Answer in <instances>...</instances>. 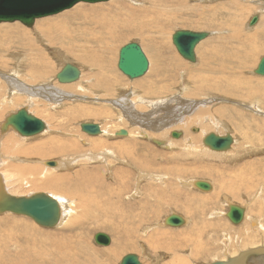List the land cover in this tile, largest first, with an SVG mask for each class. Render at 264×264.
<instances>
[{"label": "rangeland", "instance_id": "rangeland-1", "mask_svg": "<svg viewBox=\"0 0 264 264\" xmlns=\"http://www.w3.org/2000/svg\"><path fill=\"white\" fill-rule=\"evenodd\" d=\"M119 1L120 0H110L107 2H98V3L80 2L76 4L75 6H73L72 8L66 9L57 14L38 18V20L35 21L34 25L36 26L40 22L42 24L43 23L42 19L44 18H46V20L52 19V18L56 19L60 17L61 15L74 10L78 6L84 7L86 9L84 12H82L83 14L79 13L77 14L78 16L74 15V16L68 17V20H64L63 22L67 23L68 26L65 25V27L66 29L70 30V33L77 35L76 39L74 38L72 39V44L85 43V40L82 35L83 33L89 36H91V34L93 35L94 33H97V35L101 34L99 31L94 30L96 29L97 24L95 22L96 20L92 19V18H100L101 16L92 14L93 11L89 9L93 8L94 6L109 8L111 5H113L114 3L117 4ZM135 1H138V0H135ZM140 1L142 0H139V3L131 1V0H125L124 2L130 3L131 7L134 9L137 7L140 8V6L142 7L141 9L145 8L143 7L145 3H142ZM169 3L170 4L168 5L167 10L169 11L170 14L167 16V19L164 20L163 22L166 28L164 32L155 31V33H153L154 36H151V40L149 41H147L146 38H143L138 34H132V35L126 34L122 38L117 39L116 41L113 42V58L111 59V61H109V69L113 72V73L112 72L109 73V75L110 74L114 75V77L112 78L114 81V86L112 89L111 88L107 89L106 85L98 84V82L105 76V74L108 73L107 71H104L105 69H103L101 63L96 62V64L94 65V62L92 63L90 62V60H86V59H83V60L76 59L75 60V58H73L72 55L70 56L69 54H67L68 52L64 51L65 49H63L61 46L58 47V49H55L56 48L55 46H48L49 47L48 48L47 42L46 44H44V49L46 48L48 49V51L45 52L44 56H47L48 54L47 58L54 65V70L52 72L53 74L49 76L47 80L42 81V82L39 81L37 83L32 84V86L36 87V84L38 83L42 84L43 82L47 83L48 81L50 84H53V85H55L56 83V87L59 86L61 90L63 88L66 92L67 91L69 92V95H68L70 96L69 98H76V99L82 100L83 101V102L81 101L82 105L92 104V105L99 106V108H107L109 100L111 102L117 100L116 102L121 103V104H118L117 106L113 104L116 106V108L113 109V113L115 112L114 118L105 117V116H102L99 118L80 116L74 119H73L74 114H72L73 112L72 110L73 108L76 107L75 105L80 104V102H77V101H70V100L66 101L65 100L64 102L65 105L63 104V106H61L62 105L61 104L60 105L61 107L59 106L58 109L51 108L53 106L50 105L48 102H45L44 100H42L44 105L43 104L40 105L38 103L39 102L38 99L33 100V101L22 102L21 104H19L21 106L24 105L25 107L30 108V111H32L33 114H35L37 117L45 119L48 123L50 122L51 125H49V130L52 129V131L48 132L49 130L46 129L45 131L39 133L41 136L38 134V135L26 137L29 140L24 139V137L20 136V134H18L17 132H15L16 134L9 132L8 137L12 136L13 141L18 143L17 148L19 149H15V151L23 149L26 146H28L26 148H30V145L37 143V141L38 142H40V140L43 141L45 137L49 135H56V134L61 140H64L65 142L66 141L70 142V139H77L80 143L75 142V144L71 146V150H68L66 152H59L61 153L60 155L57 154L53 157L51 156L43 157V156H40L34 153L25 154V153H10L9 151L8 152L3 151L4 153H0V172L4 174L6 173L5 174V176L7 177L6 185L10 187L9 189L17 188L18 191L16 189H14L15 191L13 190L14 191L13 193H17V195L18 194L19 195L20 194L31 195L30 193L32 192L34 193L36 191L37 192H41V191L55 192L59 195H62V197L64 195L65 196L67 195L68 197L70 196L71 198L70 197L69 198L71 200H76L75 202L76 204L73 205L74 210H72V214H71L73 216L70 215L69 218L67 217L68 219H71L73 223V225L69 227L66 226L68 224L67 223L68 219L63 221L59 226L50 229V228H44V227L42 228L41 225L35 223V221L28 216L16 215L13 213L0 214V253H1L0 256H3L7 260L6 264H54L57 261H59V264H65V263L66 264H69V263L70 264H94L98 260H101L104 264H119L122 257L128 253L138 254L143 264H149V263L150 264L152 263L153 264H172V263L179 264V262L180 264L181 263L182 264H190V263L191 264H205L207 262L214 261V259L217 257H220V258L223 257V251L229 252L231 250L230 252L236 253L240 250L241 247H242L241 249H244V248L249 249V248L258 247L259 244L260 245L264 244V228L262 229L263 231L260 229L261 231L259 232L261 233H257L255 229L253 228L254 224L252 223V220H250L246 226L244 225L236 229V227L230 226V224L227 222V215L225 214V212L229 208L228 203L230 202L235 201L236 204L238 205H252V207H254L253 211L249 210L248 213H252L253 216H255L256 211H258L255 208L256 206L258 209L261 208L263 210L261 214H256V215L259 216V218L263 222L262 224H264V205H263L264 185L257 181H254L253 184H250L249 189L239 188L240 186L236 184L238 181L236 182L235 180L237 176L239 179V174L244 171L242 170L243 166H245L244 169H246L249 167L251 162L255 164L252 165L251 168L249 167V169H247L248 171L245 172L247 173V175H249L248 173L249 171L256 172L255 171L256 166H260V165L264 166V130L263 129H262L263 131L260 130L261 128H259L260 126L258 125V124L264 125V121H262L264 120L263 115L262 114L257 115V113L260 111L259 108H257L258 109L257 111L253 112L251 110H246L245 107L240 108L239 106H236L231 103L220 104V102L225 103L227 102V100H222V101L214 100L215 97L236 99L234 98L235 96H233L235 95L234 92L232 93L231 90L226 87L227 86L226 79L228 80L235 79L236 75H232L229 72L230 70L226 72H221L222 69H220L221 71L217 70L220 67L217 65V62L220 57L223 59V63L219 61L218 64L227 66V69H230L229 67H231V70L236 68L237 72H243L242 75H244L245 79H249L251 77L255 81L252 83V87H251L252 90H255L256 87H259L260 85V82L256 81L257 79L258 80L259 78L260 80L264 79V75L260 76V75H257V74L255 75L252 73L253 69L257 67L256 64L259 61L260 56L264 55V16H263L264 15V0H172ZM125 8L129 9V6L125 5ZM103 10H106V9H103ZM255 13H259L262 20L259 17L257 21L258 24L256 23L253 26H251L250 22L248 21H250V18ZM111 17L112 15H109V20L112 21ZM247 23H249V27H252V28H249ZM2 24L18 26L16 27V30L13 27H11L10 29H6V36L8 37L7 42L3 41V43L0 44V56H4L6 53H7V56H9L10 54H15V50H16L15 46L17 44L19 45V42L14 39V36L16 34H20L21 32H23V29L25 30V29H29L32 27H28L27 25L23 24L20 21L6 22ZM113 25L115 24L113 23ZM108 29H110V27ZM178 29H191V30H196V31L212 32L211 35L207 39L203 40L197 46L199 47L197 48V52L200 58L199 63H197L198 61H196V63L189 62L188 60L183 58L180 55V53L177 51L172 41V34ZM123 31L130 33L131 30H129L127 27L124 29L117 27L114 30V35H118L120 32H123ZM235 33H237V35L239 34V36L240 34L243 35V38L245 40L242 39L241 41L240 38L242 37H234ZM250 33L256 34L255 37L253 36L254 37L253 39L255 40L252 41L251 45L248 42V36L251 35ZM54 38L58 40L59 37L58 35H55ZM0 40H2L1 34H0ZM128 41L138 42L144 49L149 59V63L151 62L149 70L147 72L148 74H145L143 77L134 79V80L127 77L118 68V66H116L118 64L119 50L122 46L129 43ZM62 43L64 44L65 41L63 42L62 39L60 38L58 41V44L60 45ZM67 43L68 41L66 42V44ZM149 44L152 46L151 48ZM64 47H67V46H64ZM70 48L76 51V48L71 47V45H70ZM17 49H18L17 52L23 51L22 48H17ZM215 50L216 51L218 50L219 54L216 55V59L211 61L212 63L210 62L211 63L210 65H213V68H214V74H212L208 72V71H211L210 68H207L210 66L205 63L204 65L200 61H203L206 55L213 54ZM110 55L112 56V53L110 54L109 52V56ZM25 56H26V53H23L21 56L22 57L21 60H23L25 64H21L22 67L20 68L21 69L23 68V70L21 71L22 75H20V77L30 83L31 78H28V75H31V73L28 70V67H27L28 64L24 60ZM51 56L53 57L51 58ZM240 60L248 63L247 68H241V70H239L236 67L237 65H240L239 63ZM66 61L74 62L75 64L79 65L83 72L82 79L78 83L74 85H70V86L65 85L62 82L57 83L55 80V76H54V73L59 68H61L62 65ZM176 63L179 65H177ZM198 64H200L199 65L200 67L198 66ZM13 65L15 66V64L13 63H9L7 65L3 63L0 64V71H1L0 72V82L2 84L0 88L8 87L7 82L4 81L2 77L4 76L2 75V71L3 73H6V72L8 73V71L12 73L13 68H14ZM105 66H108L107 63H105ZM4 70H8V71L4 72ZM102 71L104 72L102 73ZM207 74H212V75L220 74L222 76L220 77V79L216 77H212V80L210 79L208 81L209 84L207 83V86H206L204 82L208 78ZM186 81H187V84H185ZM200 83H203L204 85L202 84L201 90H197L198 89L197 86L201 85ZM223 84H224L225 91H220V86ZM195 86L197 87V89ZM134 89H136L137 92L138 90H140V92L137 93L136 90L134 91ZM239 89L240 91H242L241 87H239ZM6 95L5 94L0 95V107L5 105L2 107L3 110L2 108H0V122L7 115V113H9L10 111H14L15 109H18L19 107H21L19 105L18 106L12 105L10 102L11 98L14 99L16 98V96L26 97V95L20 92L12 94V95L11 94L9 95L7 93ZM176 97L185 98L186 100L184 101L186 102V104H187V100L195 103L192 105L191 113L190 114L186 113L185 115V120H190V122L192 123L190 126L188 124L189 123L188 121H185V122L183 121V126H178V127H173L174 124L172 125V123H168L167 126H163V127L159 123L157 124L155 123L153 126L151 127L146 126L145 128L141 126L139 123L135 125L132 124V122L130 123L128 121L129 120L128 115L124 114V110H126V112L129 111L128 108L124 109V107H126V105L128 104L132 105L130 109H133V107L135 108L134 105H136L138 107L137 110L139 112L141 111V112H144V114H146L148 112H151L154 108L156 109L160 107L161 106L160 100L165 99V103H168L170 100L172 101L173 99L175 100ZM26 98H29V97L27 96ZM97 98H99V100ZM4 99H6V101ZM257 99L263 103V100H261L260 98H257ZM3 101L4 103L2 105ZM92 101L94 103H91ZM153 101L154 102L156 101L157 103L156 102L154 103ZM32 102H35L34 103L35 105L33 104L31 105ZM86 102H90V103H86ZM180 106L181 105H176V104L173 105V107H177V108H179ZM139 107H142V108H139ZM227 108H228V111L224 112ZM232 108H235L238 111H240V113H238L239 115H241L242 113L246 114L247 118L250 115H254L253 120L248 118L251 120V125L247 126L245 124H241L240 128L238 129L234 128L236 131H233V130L231 131L223 127L220 128V126H217L216 124H206V126H210L212 128L205 130L206 128H204L202 124L197 121L199 118L205 120L206 117L208 116L215 117L216 116L215 114L220 116V119H223L224 117L233 115V112L231 111ZM201 109L205 110L204 111L205 113L198 115L197 112ZM120 112H122L124 115L121 114ZM118 115H121V117L119 118ZM195 117L197 120L191 121V119ZM90 119L93 122L95 121V123L102 124L103 128H108V129L110 128V134H113V137L105 136L107 135V133L104 135H102L101 133L99 135L94 136V135H90L86 133L85 131H83L80 123L84 121H89ZM157 120L158 118L155 121L158 122ZM171 121L174 123L173 120H170V122ZM130 126L131 127L133 126L131 134L125 135V136L116 134L121 129H126L128 130V133H129V130L131 129ZM170 126L173 127L174 129L173 131H182L183 133L185 132L186 135L184 133V135L182 134L181 137H175V138L172 137L171 133L169 132ZM140 127H143V128H140ZM211 132L221 134V135H224L225 133H231L234 136V138H236L237 140L239 138L240 140H238L236 143V139H235L233 146L227 149L226 151H223V152L215 151V150L210 149L209 146L203 143V138L205 137V135ZM132 133H134V135ZM195 135H198V136H195ZM89 136L99 137V138H102L101 140H106L108 146L102 145L96 148L94 146L95 143H93V139L88 138ZM191 137L192 138L197 137V141H195L194 138H193L194 141H192ZM241 137L244 139L243 143L241 141ZM121 138H124V139H121ZM154 139L160 140V142L164 140L170 145L172 142H176L182 145H175L173 148L169 150L166 146L156 143ZM189 139H191V142L196 145V146L194 145L195 146L194 148H196L198 152L196 151V149L195 150L192 149V150H188L191 153L189 152L184 153L185 151L184 148L186 146L183 143L185 141L187 142V140ZM179 140H182L181 143ZM122 141L125 142L124 150H126L127 153H133L132 155L127 156L125 154H121V152L118 149L117 144H119ZM112 142H114L115 145L110 146V144H113ZM91 147L93 148V150ZM110 147L112 148V151H110ZM99 148L100 149L102 148L100 151L103 152L106 158H108L111 165L106 164L104 161H101V160L98 161V163L89 162L85 159L79 160L82 156H85L88 153H91V152L96 153L95 151L97 150L95 149H99ZM204 148L206 150H204ZM174 150H175V153H174ZM193 151L197 153H204V154L213 153L215 156H219L217 154H220V153H227V154L232 153V151L237 154L245 153V155L242 156L241 158L237 157L232 160L230 158H226L224 161V160H221L220 156L218 157L219 159H216L217 157L215 156L208 157L207 159L203 157V155H194L192 153ZM30 152H32V149H30ZM83 153H86V154H83ZM234 153L232 154L234 155ZM75 155L77 156L75 157ZM8 156H14V157L17 156V158L19 157L18 159L20 160L11 159ZM46 158H49V159L62 158L61 160H67L66 163L69 166H71L69 162L72 159L74 161H77L76 162L77 166H75L74 168H70V170L64 169L63 171H60L58 173L62 175H67L66 177L68 179L67 178L59 179L53 176H50L49 178V176L44 173V170L46 169L47 165L42 161L43 159L46 160ZM145 158L149 162H147V164L145 163L146 165L144 166L142 162ZM131 160H137L138 163L141 166H143L144 170L138 169L137 168L138 166L134 165ZM124 161H129V164L123 163ZM176 162H178V164ZM9 164L12 167H9ZM222 164L224 166H222ZM226 164H229V165L227 166ZM14 165H18L20 167L25 166L26 169H29V168L30 169L29 170L25 169L23 170V172H20V171L17 172L13 169ZM176 165L178 168L175 167ZM97 166H100V169H101L100 171L102 173L101 174L99 173V175H97L96 173L90 174L89 172V175H92L94 178L100 176L105 183L110 184V188H107V185L105 183L102 184L104 187L100 186L99 184L97 186H94L92 184V186H89V187L80 186L77 183L78 182L77 178H78V175L80 174L79 170L80 169L95 170ZM110 166L112 168H110ZM124 166H126L125 169L128 168L129 173H130V178L132 179L129 181V184H130L129 189L124 188V186H122L121 184L122 180L124 181L125 180L124 178H127L125 176L127 170L124 169ZM165 167L171 168V170L174 169L173 170L174 172L178 170L177 173L182 172L181 174L182 176L179 177V174H177L176 176L177 178L183 177L187 179L188 177L189 180H193L195 179V177L198 178V176L199 178L211 177L209 179L213 180L215 184L214 189H213L214 191L213 190L212 192L202 191L200 189H194L193 187H187V186L182 187L179 185L178 188H173V191L175 190L179 191L180 195L179 196L177 195L178 198L181 199L182 197L185 200H190V201L187 202V204L185 205L180 204V206L179 205L176 206L175 203L173 202V200L175 199V196H171V200L169 197L166 198V196H164V199H163V193H161L158 196L162 198V200L159 201L158 196L156 194H155L156 196L150 195L148 193L149 191L147 190L148 188L144 187L143 188L144 193H142V195H140V197L137 199L136 205L133 204L134 205L133 208H137L135 213L139 212L140 207H141L139 205L144 200V196L146 197L147 200L151 202V204H154V203L157 204V205L154 204L156 205L155 207H157V211L154 215V213L150 209L148 212H147V209H145L146 211L145 212L144 207L142 206V209L140 212L141 216L140 215L136 216V218L134 219L133 216L129 214V212H132L129 207V204L134 202L133 199L129 198V194L130 195L131 193L133 194V192L136 189L135 182H136V177L138 175V172H145L146 174H150V175L155 173L154 175H158L157 173L162 172L161 168L164 171ZM211 173H212V176L209 175ZM43 176H45V178ZM259 176L262 180L264 179V177L261 176L260 173H259ZM247 178L248 177H245V179ZM40 181H41V184H43V181H50L51 184L50 186H47V187H41L40 186L41 184H37ZM153 181H149L148 184L152 186L151 189L155 187V189L158 190L157 191L158 193L160 189V185H158L157 182H155L154 184ZM166 186L167 184L163 185L162 188H165L164 190L166 194H168L167 191L170 192V189L167 190ZM219 191H220V194H217L219 193ZM208 193H210V195H207ZM191 194H192V197L190 196ZM194 194L202 195L206 198L215 196L217 194V197L214 203L207 202L206 204H202V202H200L199 200L197 201L195 200L194 202V200L189 199V198H193ZM81 199H83L85 202L82 203L83 200ZM90 199L92 201H90ZM110 203H111V206H110ZM154 205L153 206L146 205V206L154 207ZM210 205L212 206L214 205V208L218 209L219 211L217 215H214V217L211 216L213 207ZM138 207H139V210H138ZM220 209L222 211L221 213L222 215H219ZM173 212L174 213L177 212L183 215H188L192 219V221L188 224V226H185V228H182L179 230L174 229V227L173 229L166 228L163 220L166 215H168L169 213H173ZM122 213H124L125 216H122V217L117 216ZM89 216H92V217L89 218ZM152 217H154L155 219H153ZM210 221L211 222L215 221V223L217 222V226L219 222L218 228L224 229L225 232L227 231V233L220 232L221 234L219 235V232H218L219 230L217 228L216 229L218 231H214L216 229L214 230L210 229L204 232L201 231L200 228H202V226L205 225V223H209ZM223 221L228 225L227 228H225ZM14 223H18V224H14ZM242 223L243 222H241L240 224ZM19 224L20 226H25V224H28L29 230H27V232L30 235L26 236V238L22 237V234L20 235L18 233L20 228H16V225H19ZM107 225H109L110 228ZM177 228H180V227H177ZM207 228L209 227H206L204 230H206ZM246 228L247 230H245ZM113 230L114 231L126 230L124 232L128 231L129 236H133L135 245L137 246L138 249L137 248L126 249V250H120L118 254L113 253V256H114L112 258L113 260H110V262L108 261L106 263L104 259L102 258L104 257L102 254H96V253L94 254V252L96 251V249H105L112 244L114 240V235H113V232L111 231ZM100 231L106 232L112 237L110 244L101 245L95 241L94 235L95 233H98ZM253 232L255 233V237L252 236L254 235ZM247 234L248 235L251 234L252 240L250 239V236H248ZM42 235L44 236L50 235V237L48 239H45L47 236L42 238L40 237ZM83 237H85L87 245H88V247L86 248H83L82 243H80V239H82ZM231 237L233 238L231 239ZM29 239L30 240L32 239V243L28 241ZM130 239L132 240L131 237ZM180 243L182 244V248L180 247ZM206 243L208 245H205ZM20 246H23L24 248H28V249L32 248V251L34 252L33 254L30 255V258H31V259L29 258L30 260L22 262L23 259L26 260V256H25V253H21L23 249H21L22 247L19 248ZM195 246H200V248H198L199 251H196L197 253L200 252L199 254H197L194 251ZM142 247L144 248V251L142 250ZM26 251L28 250H25L24 252ZM35 252H38V253L35 254ZM90 252L93 256L94 255L96 256L93 262H91V259L89 256ZM180 258L182 260H180ZM173 260L175 261L173 262ZM177 260H178V263H177ZM184 260L187 262H184ZM0 264H5V263H0Z\"/></svg>", "mask_w": 264, "mask_h": 264}, {"label": "bare ground", "instance_id": "bare-ground-1", "mask_svg": "<svg viewBox=\"0 0 264 264\" xmlns=\"http://www.w3.org/2000/svg\"><path fill=\"white\" fill-rule=\"evenodd\" d=\"M125 0H120L117 4L116 3H114L113 5H111L109 8H103V7H100V6H97V7H93V8H90L89 10H91V11H93L92 12V14H95V15H100L101 17L100 18H92V19H95L96 21V24H97V27H96V29H94L95 31H99L101 34H99V35H97V33H94L93 35L91 34V36H89V35H86L85 33H83L82 35H83V38H84V40H85V43H74V44H72V39L74 38V39H76L77 38V35L76 34H72V33H70V30L69 29H66V27H65V25L66 26H68L67 25V23L66 22H63L64 20H68V17H71V16H74V15H77V14H79V13H82V12H84L85 11V9L86 8H84V7H81V6H78L77 8H75L74 10H72V11H70V12H67L66 14H63V15H61L60 17H58V18H52V19H47L46 20V18H44V19H42V21H43V23L41 24V22L38 24V25H32V26H28V27H32V28H29V29H23V32H21L20 34H16L15 36H14V39L15 40H17L18 42H19V45L17 44L16 46H15V48H16V50H15V54H10L9 56H7V53L4 55V56H0V64H5V65H7V64H9V63H13V64H15V66H14V68H13V72L11 73V72H9L8 70H4V72H6V71H8V73L6 72V73H3V71H2V75H4V76H2L3 77V79H4V81H6L7 82V86L8 87H2V88H0V95H2V94H15V93H18V92H20V93H23L24 95H26V97L28 96L29 98H26V97H22V96H16V98H14V99H12L11 98V100H10V102H11V104L12 105H14V106H18L19 104H21L22 102H27V101H33V100H36V99H38V103L41 105V104H43V101L42 100H44L45 102H48L50 105H52L53 107H51V108H54V109H58V107L61 105V106H63V104L65 105V100L67 101V100H70V101H77V102H80V104H77V105H75L76 107L75 108H73V112H72V114H74V116H73V119L74 118H76V117H80V116H82V117H94V118H99V117H102V116H105V117H110V118H114V114H115V112L113 113V109H115L116 108V106L118 105V104H121V103H117L116 101L117 100H115V101H110L109 100V102H108V107L107 108H99V106H97V105H92V104H89V105H82L81 104V101L82 100H80V99H76V98H69L70 96H68L69 95V92L67 93L63 88H62V90L60 89V87H59V89H58V87H56V83H55V85H53V84H50L49 83V81L47 82V83H38V84H36V87L35 86H32V84H34V83H37V82H39V81H45V80H47L48 79V77L49 76H51L53 73V70H54V65H53V63H51L50 61H49V59L47 58V56H48V54H47V56H44V54H45V52H47L48 51V49L46 48V49H44V44H46V42L48 43L47 44V47L48 46H55L56 48L55 49H58V47H62L63 49H65L64 51H66V52H68L67 54H69L70 56L72 55V57L73 58H75V60L76 59H79V60H83V59H86V60H90V62H94V65L96 64V62H99V63H101V65H102V67H103V69H105L104 71H107L108 73H106L105 74V76L98 82V84H100V85H106V88L108 89V88H113V86H114V81H113V77H114V75H112V74H110L109 75V73H111L112 71L109 69V61H111V59L113 58V42L114 41H116L117 39H120V38H122L123 36H125L126 34H130V35H132V34H138V35H140L141 37H143V38H146L147 39V41H149V40H151V36H154L153 35V33H155V31H159V32H164V30H166V28H165V24L163 23L164 22V20H166L167 19V16L170 14L169 13V11L167 10V8H168V5L170 4L169 2L170 1H172V0H142V1H140V2H142V3H145V5H143V7H145V8H143V9H141L142 7L140 6V8L139 7H137V8H132L131 7V4L130 3H127V2H124ZM131 1H134V2H137V3H139V0L138 1H135V0H131ZM179 2V1H178ZM172 4V3H171ZM125 5H127V6H129V9H126L125 8ZM83 6V5H82ZM136 6V5H135ZM134 7V6H133ZM221 8V7H220ZM103 9H106V10H103ZM83 14V13H82ZM109 15H112V21L111 20H109ZM254 15H258V17H260V14L259 13H255V14H253L252 15V17L254 16ZM78 16V15H77ZM250 16V15H249ZM264 16V15H263ZM42 17H44V16H42ZM81 17V16H80ZM252 17L250 18V21H251V19H252ZM39 18H41V17H39ZM77 18V17H76ZM85 18V17H84ZM249 18V17H248ZM261 18V17H260ZM83 19V18H82ZM36 20H38V18L36 19ZM261 20H262V18H261ZM247 21V20H246ZM250 21H248V22H250ZM14 22H16V21H14ZM68 22V21H67ZM87 22V21H86ZM115 24V25H113V23ZM2 23H6V22H1L0 24V34L2 35V40H0V44H2L3 43V41H5V42H7V36H6V29H10L11 27H13L15 30H16V27H18V26H14V25H8V24H2ZM83 23V22H82ZM248 24V27H249V23H247ZM258 24V23H257ZM81 25V24H80ZM95 25V24H94ZM251 26H253V25H251ZM34 27V28H33ZM110 27V29H108ZM117 27H120L121 29H124V28H128L129 30H131L130 31V33H127V32H125V31H123V32H120L118 35H114V30L117 28ZM249 28H252V27H249ZM256 28H257V26H256ZM88 29V28H87ZM108 29V30H107ZM255 29V28H254ZM86 31V30H85ZM254 31V30H253ZM252 31V32H253ZM73 32V31H72ZM87 32H89V31H87ZM256 32V31H255ZM93 33V32H92ZM212 33V32H211ZM251 35L250 36H248V42H249V44L251 45L252 44V41H254L255 39H253L254 37H255V35L256 34H252V33H250ZM55 35H58V40H56L54 37H55ZM61 36V37H60ZM161 36V35H160ZM254 36V37H253ZM234 37H242V38H240V40L242 41V39L243 40H245L244 38H243V35H241L240 34V36H239V34L237 35V33H235L234 34ZM62 39V41L64 42L65 41V43L63 44H58V41H59V39ZM207 39V38H206ZM205 40V39H204ZM240 40H238V41H240ZM68 41V43L66 44V42ZM203 41V40H202ZM201 41V42H202ZM129 42V41H128ZM132 42V41H131ZM200 42V43H201ZM199 43V44H200ZM174 44V43H173ZM70 45H71V47H73V48H76V51L74 50V49H72V48H70ZM150 45V44H149ZM228 45V44H227ZM5 46H6V44H5ZM64 46H67V47H64ZM198 46V45H197ZM196 46V48H195V52H196V56H197V59H196V61H198L197 63H199V60H200V58H199V55H198V52H197V48H199V47H197ZM221 46V45H220ZM152 46L150 45V48H151ZM243 47V46H242ZM241 47V48H242ZM17 48H22L23 49V51H20V52H17ZM49 48V47H48ZM177 49V48H176ZM218 49V48H217ZM45 50V51H44ZM61 50V49H60ZM144 50V49H143ZM118 51V50H117ZM120 51V50H119ZM178 51V50H177ZM109 52H110V54L112 53V56L110 55L109 56ZM23 53H26V56H25V58H24V60L26 61V63L28 64L27 65V67H28V70H29V72L31 73V75H28V78H31L30 79V83L29 82H27L26 80H24L23 78H21L20 77V75H22V73H21V71L23 70V68L21 69L20 67H22L21 66V64H25V62L23 61V60H21V56H22V54ZM153 53V52H152ZM219 53H218V50L216 51L215 50V52L213 53V54H209V55H206L204 58V60L203 61H200L202 64H207V65H209L210 67H207V68H210L211 69V71H208L209 73H212V74H214V68H213V65H210L212 62L211 61H213L214 59H216V55H218ZM181 55V54H180ZM16 56V57H15ZM56 56V55H55ZM182 56V55H181ZM264 56V55H263ZM263 56H260V59L263 57ZM53 56H51V58H52ZM108 57H110V58H108ZM115 57V56H114ZM183 57V56H182ZM213 57V58H212ZM184 58V57H183ZM257 58H258V56H257ZM59 59V58H58ZM231 59V58H230ZM229 59V60H230ZM260 59H259V61L257 62V64L256 65H258V63L260 62ZM100 60H101V62H100ZM149 60V59H148ZM187 60V59H186ZM17 61V62H16ZM189 61V60H188ZM196 61H194V62H191V61H189V62H191V63H196ZM222 62L223 63V59L220 57L219 58V60H218V62ZM69 61H66L63 65H62V67L61 68H59L55 73H54V76H55V80H56V82L58 83H61L60 81H59V79H58V77H57V74L62 70V68L65 66V64L66 63H68ZM211 62V63H210ZM218 62H217V65L218 66H220L217 70H219V71H221L220 69H222V71L221 72H226V71H229L232 75H236V78L235 79H226V81H227V88H229L230 90H231V92L233 93L234 92V94L235 95H233V96H235L234 98H236V99H233V98H220V97H215V99L214 100H216V101H218V100H220V101H222V100H227V102H225V103H222V102H220V104H228V103H231V104H234V105H236V106H239L240 108H242V107H245V109L246 110H251V111H253V112H255V111H257L258 109L257 108H259L260 109V111L257 113V115L258 114H262L263 115V118H264V79L263 78H261V79H263V80H260V78H259V80L257 79V78H255V79H257L256 81L257 82H260V85H259V87H256V89L255 90H252V83L253 82H255L251 77L249 78V79H245L244 78V75H242V73L243 72H237L236 71V68L235 69H232L231 70V67H229L230 69H227V66H224V65H221V64H218ZM72 63H74V62H72ZM91 63V64H92ZM105 63H107V65L108 66H105ZM151 63V62H150ZM150 63H149V67H150ZM240 65H237L236 67L239 69V70H241V68H247V66H248V63H246V62H244V61H242V60H240ZM75 64V63H74ZM79 64V63H78ZM177 64V63H176ZM204 64V65H205ZM77 65V64H76ZM177 65H179V64H177ZM181 65V64H180ZM200 64H198V66H199ZM79 66V65H78ZM116 66H118V65H116ZM151 66H153V65H151ZM250 66V65H249ZM178 67V66H177ZM200 67V66H199ZM206 67V66H205ZM79 68H81L80 66H79ZM178 69V68H177ZM256 69V68H255ZM255 69H253V71H252V73L253 74H255L256 75V73H255ZM82 70V69H81ZM102 70V69H101ZM149 70V69H148ZM150 70H151V68H150ZM175 70H176V68H175ZM104 71H102V73L104 72ZM245 71V70H244ZM1 72V71H0ZM25 72V71H24ZM148 72V71H147ZM228 72V73H229ZM113 73V72H112ZM181 73V72H180ZM26 74V73H25ZM146 74H148V73H146ZM212 74H207L208 75V78L205 80V82H204V84H206V86H207V83H208V81L211 79L212 80V77H216V78H218V79H220V77L222 76V75H220V74H216V75H212ZM82 75H83V72L81 71V75H80V78L79 79H77L76 81H72V82H67V83H64L65 85H74V84H76V83H78L81 79H82ZM255 75H253V76H255ZM258 75V74H257ZM159 76V75H158ZM190 76H192V75H190ZM260 76H263V75H260ZM21 79H20V78ZM23 77V76H22ZM143 77V76H142ZM243 77V78H242ZM141 78V77H140ZM194 78V77H193ZM135 79H138V78H135ZM28 80V79H27ZM52 80V79H51ZM54 80V79H53ZM120 80V79H119ZM132 80H134V79H132ZM202 80V79H201ZM104 81H106V82H104ZM220 81V80H219ZM252 81V82H251ZM203 82V81H202ZM52 83V82H51ZM190 83V82H189ZM192 83V82H191ZM95 84H97V83H95ZM184 84V83H183ZM185 84H187V81H186V83ZM201 85L199 86H197L198 87V89H197V87H196V89L197 90H201L202 88V84L203 83H200ZM203 84V85H204ZM209 84V83H208ZM2 86V84H1V82H0V87ZM81 86H82V84H81ZM84 86V85H83ZM205 86V87H206ZM210 86H212V85H210ZM80 87V86H79ZM116 87V86H115ZM128 87V86H127ZM209 87V86H208ZM219 87V86H218ZM239 87H241V90L242 91H244V92H242V91H240V89H239ZM139 88H141V87H139ZM138 88V89H139ZM210 88V87H209ZM70 89H72V88H70ZM84 89H86V88H84ZM213 89V88H212ZM136 89H134V91H135ZM84 91V90H83ZM217 91V90H216ZM220 91H225V89H224V84L223 85H221L220 86ZM125 92H126V90H125ZM128 92V91H127ZM136 92H137V90H136ZM138 92H140V90H138ZM137 92V93H138ZM145 92V91H144ZM74 93V92H73ZM86 93V92H85ZM142 93V92H141ZM221 93V92H220ZM76 94V93H75ZM135 94V93H134ZM79 95H81V94H79ZM83 95V94H82ZM90 95V94H89ZM136 95V94H135ZM77 96V95H76ZM97 96V95H96ZM115 96V95H114ZM120 96V95H119ZM6 97H7V95H6ZM91 97V96H90ZM93 97V96H92ZM95 97V96H94ZM106 97V96H105ZM116 97V96H115ZM9 98V97H8ZM78 98H80V97H78ZM101 98V97H100ZM103 98V97H102ZM146 98V97H145ZM238 98V99H237ZM256 98V99H255ZM257 98H260L261 100H263V103L260 101V100H258ZM90 99V98H89ZM98 100H99V98H97ZM114 99V98H113ZM5 101H6V99H4ZM106 100V99H105ZM125 100V99H124ZM160 100V99H159ZM184 100H186L185 98H181V97H176L175 98V100L173 99V101L172 100H170L168 103H165V99H163V100H160V104H161V106L160 107H158V108H154L151 112H148V113H146V114H144V112H139L138 110H137V106L136 105H134L135 106V108L133 107V109H130L131 107H132V105H130V104H128V105H126V107H124V109L125 108H128V112H126V110H124V114L126 115H128V118H129V122L131 123L132 122V124H140L141 126H143V127H145L146 128V126L147 127H151V126H153L155 123L157 124V123H159L162 127L163 126H167L168 125V123H172V125L174 124V126L173 127H178V126H183V121L185 122V121H188L189 123V126L192 124L191 122H190V120H185V115H186V113L187 114H190L191 113V109H192V105L193 104H195V103H193L192 101L190 102V101H188L187 100V104H189V105H187L186 104V102L184 101ZM42 101V102H41ZM91 101V100H90ZM95 101V100H94ZM139 101H141V100H139ZM143 101V100H142ZM144 101H145V99H144ZM143 101V102H144ZM35 102H37V101H35ZM35 102H32L31 103V105L33 104V105H35L34 103ZM83 102V101H82ZM154 102V101H153ZM156 102V101H155ZM154 102V103H155ZM3 103H4V101L2 102V105H3ZM8 103V102H7ZM6 103V104H7ZM86 103H90V102H86ZM91 103H94L93 101L91 102ZM98 103V102H97ZM99 103H101V102H99ZM104 103H106V102H104ZM152 103V102H151ZM157 103V102H156ZM38 104V105H39ZM113 104H115V105H113ZM174 104H176V105H181L179 108H177V107H173V105ZM263 106H262V105ZM8 105V104H7ZM26 105V104H25ZM37 105V104H36ZM44 105V104H43ZM124 105V104H123ZM140 105V104H139ZM138 105V106H139ZM158 105V104H157ZM182 105H184V106H182ZM3 106H5V105H3ZM2 106V107H3ZM19 106H21V105H19ZM29 106V105H28ZM60 106V107H61ZM125 106V105H124ZM2 107H0V108H2ZM30 107H32V106H30ZM34 107V106H33ZM151 107V106H150ZM20 108H26L30 113H32L33 114V112L32 111H30V108H28V107H25L24 105H22L21 107H19L18 109H15L14 111H10L9 113H7V115L1 120V122H0V153H4L5 151H9L10 153H25V154H30V153H34V154H37V155H40V156H43V157H45V156H48V157H53V156H55V155H60L61 153H59V152H66V151H68V150H71V146L73 145V144H75V142H79L77 139H70V142L69 141H64V140H61L59 137H58V135L56 134V135H49V136H47V137H45L44 138V140L43 141H41L40 140V142H38L37 140V143H34V144H32V145H30V148H26V147H28V146H26V147H24L23 149H20V150H18V151H15V149H19V148H17L18 147V143L17 142H14L13 141V139H12V136H10V137H8V133L10 132V133H15V132H17L18 134H20V136H23L24 137V139H26V140H29L28 138H26V137H29L28 135H22L20 132H18L14 127H13V125L12 124H10V123H8V117L12 114V113H16ZM111 108V109H110ZM122 108V107H121ZM139 108H142V107H139ZM213 109V108H212ZM214 109H216V108H214ZM2 110H3V108H2ZM6 110V109H5ZM117 110H118V108H117ZM207 110V109H206ZM205 110H199L197 113H198V115H200V114H204L205 112H204ZM208 111V110H207ZM228 111V108L224 111V112H227ZM231 111L233 112V115H230V116H227V117H224L223 119H220V116H218L217 114H215L216 116L215 117H211V116H208V117H206V119L205 120H203V119H201V118H199L198 120L196 119V117L195 118H193V119H191V121L192 120H194V121H198L199 123H201L202 124V126L204 127V128H206L205 130H207V129H209V128H212V127H210V126H206V124H216L217 126H220V128H225V129H228V130H233V131H236L234 128H240V126H241V124H245V125H247V126H249V125H251V120H253V117H254V115H250V116H248V118H250V119H248L247 118V115L246 114H241V115H239L238 113H240V111H238L237 109H235V108H232L231 109ZM41 112H43V111H41ZM4 113V112H3ZM121 114H123L122 112H120ZM46 114V113H45ZM71 114V113H70ZM123 114V115H124ZM33 115H35V114H33ZM214 115V114H213ZM36 116V115H35ZM119 116V118L121 117V115H118ZM125 117V116H124ZM104 118V117H103ZM127 118V117H126ZM158 118V122H156L155 120ZM71 119V118H70ZM122 119V118H121ZM256 119V118H255ZM45 122H46V128L43 130V131H45L46 129H48L49 130V125H51L50 124V122L48 123L45 119H43ZM170 120H173L174 121V123L171 121L170 122ZM60 121V120H59ZM204 121V122H203ZM262 121H264V120H262ZM84 122H93L91 119L89 120V121H84ZM84 122H81L80 124L82 125V123H84ZM106 122V121H105ZM123 122V121H122ZM261 122V121H260ZM94 123H95V121H94ZM254 123H255V121H254ZM99 124V123H98ZM256 124H258V123H256ZM55 125V124H54ZM107 125V124H106ZM260 127L259 128H261L260 130H264V125H261V124H258ZM53 126V125H52ZM100 126H101V130H102V135H104V134H106L107 133V135H105V136H108V137H113V134H110V128L108 129V128H103L102 127V124H100ZM103 126H104V124H103ZM188 126V127H189ZM133 127V126H132ZM132 127L130 126V130H129V133L128 134H126V135H129V134H131V132H132ZM143 127H140V128H143ZM173 127H171L170 126V128H169V132L171 133V136L173 137V135H172V133H173ZM184 127H186V126H184ZM82 128V127H81ZM161 128V127H160ZM172 128V129H171ZM188 129V128H187ZM118 130V129H117ZM119 130H120V128H119ZM122 130V129H121ZM179 130V129H178ZM262 130V131H263ZM42 131V132H43ZM50 131H52V129H50L48 132H50ZM115 131H116V129H115ZM142 131V130H141ZM47 132V133H48ZM119 132V131H118ZM116 133L117 135H121V136H125V135H123V134H119V133ZM182 132V131H181ZM188 132V131H187ZM230 132V131H229ZM238 132V131H237ZM63 133V132H62ZM87 133V132H86ZM101 133H99V134H101ZM185 133V132H184ZM184 133L182 132V134L184 135ZM211 133H214V132H211ZM16 134V133H15ZM39 134V133H38ZM38 134H36V135H38ZM44 134V133H43ZM65 134V133H64ZM89 134V133H88ZM99 134H96V135H99ZM133 135H134V133H132ZM182 134L180 135V137L182 136ZM188 134V133H187ZM217 134V133H216ZM226 134V133H225ZM224 134V135H225ZM234 134V133H233ZM40 135V134H39ZM91 135V134H90ZM185 135H186V133H185ZM202 135H203V133H202ZM218 135H220V136H222L221 134H218ZM236 135V134H235ZM31 136H33V135H31ZM41 136V135H40ZM95 136V135H94ZM160 136V135H159ZM195 136H198V135H195ZM39 137V136H38ZM37 137V138H38ZM130 137V136H129ZM185 137V136H184ZM203 137V136H202ZM234 137V136H233ZM235 137H237V136H235ZM33 138V137H32ZM35 138V137H34ZM41 138V137H40ZM39 138V139H40ZM63 138V137H62ZM68 138V137H67ZM88 138H92L93 139V143H95V147L97 148L98 146H102V145H106V146H108L107 145V141L106 140H101L102 138H99V137H88ZM165 138V137H164ZM175 138V137H174ZM194 139H195V141H197V137H193ZM192 137H191V139H192V141H194V139H193ZM38 139V140H39ZM43 139V138H42ZM121 139H124V138H121ZM171 139V138H170ZM173 139V138H172ZM191 139H189V140H187V142L185 141L183 144L186 146L184 149H185V151H184V153H188L189 151L188 150H195L196 148H194L196 145L194 144V143H192L191 142ZM235 139L236 138H234V142H235ZM25 140V141H26ZM155 140V142L156 143H159V144H162L163 146H166L169 150L171 149V148H173L175 145H182V144H179V143H176V142H172L171 143V145L170 144H168L166 141H161L160 142V140H157V139H154ZM238 140H240L239 138H238ZM237 139H236V143H237V141H238ZM19 141H21V140H19ZM131 141V140H130ZM129 141V142H130ZM173 141V140H172ZM180 141V143H181V141L182 140H179ZM189 141V142H188ZM241 141H242V143H243V141H244V139L241 137ZM31 142V141H30ZM98 142H100V143H98ZM169 142V141H168ZM234 142H233V144H234ZM22 143V142H21ZM80 143V142H79ZM88 143V142H87ZM113 144H110V146H113V145H115L114 144V142H112ZM117 143V142H116ZM119 143V142H118ZM134 144V143H133ZM190 144H192V145H190ZM233 144H232V146H233ZM118 145V149H119V151L121 152V154H125V155H132L133 153H127L126 152V150H124V148H125V142L124 141H122V142H120L119 144H117ZM129 145V144H128ZM130 145H132V144H130ZM195 145V146H194ZM22 146V145H21ZM231 146V147H232ZM248 146V145H247ZM204 147V146H203ZM210 147V146H209ZM74 148V147H73ZM92 148V147H91ZM103 148V147H102ZM101 148V149H102ZM236 148V147H235ZM234 148V149H235ZM30 149H32V152H30ZM36 149H38V150H36ZM100 148L99 149H95V150H97V151H95L96 153H93V152H91V153H88L89 154V156H88V154L87 155H85V156H82L79 160H82V159H85V160H87V161H89V162H94V163H98V161H104L106 164H110L111 165V163L109 162V160H108V158H106L105 157V155L103 154V152H101L100 150H101ZM107 149V148H106ZM129 149V148H128ZM210 149H212V148H210ZM239 149V148H238ZM92 150H93V148H92ZM148 150H149V148H148ZM153 150H155V149H153ZM187 150V151H186ZM204 150H206L205 148H204ZM213 150V149H212ZM258 150V149H257ZM4 151V152H3ZM110 151H112V148L110 147ZM196 151L198 152V150L196 149ZM215 151H220V150H215ZM223 151H226V150H222L221 152H223ZM124 152H126V153H124ZM132 152V151H131ZM197 152H192L194 155H203V157H205V158H207L208 159V157H214L215 155L213 154H210V153H197ZM70 153V152H69ZM87 153V152H86ZM86 153H83V154H86ZM174 153H175V150H174ZM189 153H191V152H189ZM232 153H234L233 151H232ZM232 153H220V154H217V155H219L220 157H221V160H224L225 161V159L226 158H230L231 160L232 159H235V158H241L242 156H244L245 155V153H234V155L232 154ZM82 154V153H81ZM80 154V155H81ZM146 154V153H145ZM144 155V154H143ZM192 155V154H191ZM233 155V156H232ZM2 156V155H1ZM69 156V155H68ZM77 155H75V157H76ZM147 156H149V155H147ZM219 156H215V157H217L216 159H219L218 157ZM8 157H10L11 159H14V160H20V159H18L17 158V156H8ZM66 157V156H65ZM70 157V156H69ZM72 157V156H71ZM116 157V156H115ZM172 157V156H171ZM193 157V156H192ZM117 158V157H116ZM62 158H60V159H56V158H53V159H49V158H46V160L45 159H43L42 161L48 166H46V169L44 170V173L46 174V175H48L49 176V178H50V176H53V177H56V178H59V179H66L67 177V175H62V174H58L60 171H63L64 169H69L70 170V168H74L75 166H77V161H74V160H72L71 159V161L69 162L70 164H71V166H69L67 163H66V161L67 160H61ZM164 159V158H163ZM26 160V159H25ZM78 160V159H77ZM120 160V159H119ZM130 160V159H129ZM168 160V159H167ZM240 160V159H239ZM7 161V160H6ZM9 161V160H8ZM73 161V162H72ZM132 161V163L134 164V165H137L138 167V169H143L144 170V168H143V166H141L139 163H138V161L137 160H131ZM142 161V160H141ZM164 161V160H163ZM236 161V160H235ZM19 162V161H18ZM85 162V161H84ZM147 162H149L146 158L143 160V164H144V166L147 164ZM154 162V161H153ZM166 162V161H165ZM210 162V161H209ZM238 162V161H237ZM123 163H127V164H129V161H124ZM146 163V164H145ZM177 164H178V162H176ZM216 163V162H215ZM219 163V162H218ZM222 163V162H221ZM239 163V162H238ZM237 163V164H238ZM250 163V162H249ZM90 164V163H89ZM255 163H253V162H251V164L249 165V167L251 168V166L252 165H254ZM131 165V164H130ZM208 165H210V164H208ZM227 166L229 165V164H226ZM248 165V164H247ZM3 166V165H2ZM95 166H96V164H95ZM160 166V165H159ZM164 166V165H163ZM220 166V165H219ZM222 166H224L223 164H222ZM9 167H12V166H10V164H9ZM92 167V166H91ZM109 167V166H108ZM125 167L126 166H124V169H125ZM128 167V166H127ZM140 167V168H139ZM176 168H178L177 167V165L175 166ZM207 167H209V166H207ZM242 167V166H241ZM244 167L245 166H243V169L242 170H244L243 172H241L240 174H239V179H238V176L236 177V184L238 185V186H240L239 188H247V189H249L250 188V184H253V182L254 181H257V182H259V183H261V184H263L264 185V183H263V181H264V179L262 180L261 178H260V176H259V173H260V175L261 176H263L264 177V166L263 165H260V166H256V168H255V171L256 172H254V171H249L248 173H249V175H247V173H245V172H247L248 170L247 169H249V167L248 168H246V169H244ZM255 167V166H254ZM27 168H29V167H27ZM110 168H112L111 166H110ZM122 168V167H121ZM163 168V167H162ZM162 168H161V171L162 172H159V173H157L158 175H154V174H146L145 172H138V175H137V177H136V182H135V186H136V189H135V191L133 192V194L131 193V195L129 194V198L130 199H133L134 200V202H132V203H130L129 204V207H130V209H131V211L132 212H129V214L130 215H132L133 216V218L135 219L136 218V216H139L140 215V212H141V209H142V206L144 207V211H145V209H147V212L149 211V209L154 213V215H155V213H156V211H157V207H155L157 204L156 203H154V204H156V205H154V204H151V202L149 201V200H147L146 199V197L144 196V200L142 201V203L139 205V206H141L140 207V210H139V207H138V210H139V212L138 213H135V211H136V209L137 208H133L134 207V205L133 204H135L136 205V201H137V199L140 197V195H142V193H144V187L145 188H148L147 190L149 191H146V192H148L150 195H153V196H158L159 194H161V193H163V199H164V196H166V198H170V200H171V196H175V199L173 200V202L175 203V205L177 206V205H179L180 206V204L181 205H185V204H187V202H189L190 200H185L184 198H182L181 197V199L180 198H178V196L180 195V193H179V191H173V188H178V186L180 185V186H182V187H184V186H187V187H193L194 189H200V190H202V191H207V190H204V189H201L200 187H198V185H197V182H198V180H202V181H205V180H207L208 182H210L211 184H212V189H210V190H208V191H210V192H212V190L214 189V181L213 180H211V179H209V178H211V177H206V178H208V179H206V178H199V176H198V178H196L195 177V179H193V180H189L188 179V177H187V179H185V178H179L180 176H182L181 174H182V172L181 173H177V171H173L174 169H172L171 170V168H168V167H165L164 168V171L162 170ZM180 168V167H179ZM13 169L15 170V171H20V172H23V170H25L26 168H25V166H18V165H14L13 166ZM30 169V168H29ZM29 169H26V170H29ZM107 169V168H106ZM101 169H100V166H97L96 167V169L95 170H92V169H85V170H83V169H80L79 170V172H80V174L78 175V184L80 185V186H92V184L94 185V186H97L98 184L100 185V186H102V187H104L102 184L103 183H105L103 180H102V178L100 177V176H98V177H96V178H94L92 175H89V172H90V174L91 173H96L97 175H99V173L101 174L102 172L100 171ZM125 170H127L126 171V174H125V176L127 177V178H124L125 180L123 181L122 180V186H124V188H130V184H129V181L130 180H132L131 178H130V173H129V170H128V168H126ZM160 170V169H159ZM246 170V171H245ZM251 170V169H250ZM62 173V172H61ZM113 173V172H112ZM120 173H122V172H120ZM148 173V172H147ZM6 174V173H5ZM5 174L4 173H2V172H0V187H3V188H5L7 191H9L10 193H12V194H16L17 195V193H13L15 190L14 189H16L17 190V188H12V189H9L10 187H8V185H6L7 183H6V180H7V177L5 176ZM43 174V173H42ZM41 174V175H42ZM44 174V175H45ZM56 174H58V175H56ZM118 174H119V172H118ZM177 174H179V177L177 178L176 176H177ZM12 175V174H11ZM74 175V174H73ZM183 175H184V173H183ZM210 176H212V173L211 174H209ZM44 178H45V176H43ZM77 177V176H76ZM113 177V176H112ZM193 177V176H192ZM245 177H248L247 179H245ZM262 177V178H263ZM55 178V179H56ZM68 179V178H67ZM105 180V179H104ZM154 180V181H153ZM107 181H108V179H107ZM126 181V182H125ZM146 181V182H145ZM149 181H153L154 182V184H155V182H157L158 183V185H160V189H159V192L157 193V191L158 190H156L155 189V187L154 188H152L151 189V187L152 186H150L148 183H149ZM229 181H230V179H229ZM228 181V182H229ZM233 181V180H232ZM102 182V183H101ZM143 182H145V183H143ZM160 183V184H159ZM235 183V182H234ZM18 184V183H17ZM37 184H41V181L40 182H38ZM50 181H43V184H41L40 186L41 187H47V186H50ZM106 185H107V188H110V184H108V183H105ZM120 184V183H119ZM151 184V183H150ZM165 184H167V190H169L170 189V192L169 191H167L168 192V194H166V192H165V188H162V186L163 185H165ZM93 186V187H94ZM113 186V185H112ZM119 187V186H118ZM134 187V186H133ZM223 187V186H222ZM24 188V187H23ZM116 188V187H115ZM132 188V187H131ZM226 188V187H225ZM46 189V188H45ZM158 189V188H157ZM229 189V188H228ZM14 190V191H13ZM121 190V189H120ZM125 190V189H124ZM133 190V189H132ZM178 190V189H177ZM18 191V190H17ZM22 191V190H21ZM26 191V190H25ZM123 191V190H122ZM129 191V190H128ZM172 191V192H171ZM214 191V190H213ZM234 191V190H233ZM237 191H239V190H237ZM241 191V190H240ZM37 192V191H36ZM36 192H34V193H36ZM19 193V192H18ZM24 193V192H23ZM48 193H50L51 194V196H53V197H55L56 199H58V201H59V203H60V206H61V218H60V221L58 222V224H56L55 226H53V227H45V226H42V228L44 227V228H55V227H57V226H59L63 221H65L66 219H68L69 218V216L72 214V210H74V204H76L75 202H76V200H71L67 195L65 196H63L62 197V195H59V194H57V193H55V192H48ZM129 193V192H128ZM261 193H262V191H261ZM30 194H33V192L32 193H30ZM156 194V195H155ZM202 194H204V193H202ZM217 194H220V191H219V193H217ZM217 194L215 195V196H211V197H208V198H206V197H204V196H202V195H196V194H194L193 195V198H189V199H191V200H194V202H195V200L197 201V200H199L200 202H202V204H206L207 202L208 203H214L215 201H216V197H217ZM19 195V194H18ZM20 195H23V194H20ZM25 195V194H24ZM26 195H28V194H26ZM178 195V196H177ZM207 195H210V193H208ZM97 196V195H96ZM105 196V195H104ZM191 197H192V194L190 195ZM90 197V196H89ZM134 197V198H133ZM187 197V196H186ZM152 198V197H151ZM72 199H74V198H72ZM76 199V198H75ZM182 199H183V201H182ZM253 199V198H252ZM81 200H83V199H81ZM86 200V199H85ZM158 200L159 201H161L162 200V198H160L159 196H158ZM167 200V199H166ZM231 200V199H230ZM235 200V199H234ZM90 201H92L91 199H90ZM228 201H229V199H228ZM251 201V200H250ZM85 201L83 200V202L82 203H84ZM236 204V202L234 201V202H230V203H228V205L230 206L231 204ZM146 205H149V206H153L154 205V207H147ZM195 205V204H194ZM259 205V204H258ZM263 205H264V202H263ZM110 206H111V203H110ZM137 206H138V204H137ZM175 206V207H176ZM210 206H212V205H210ZM241 206H243L244 208H245V216H244V218H243V220L241 221V222H243L242 224H240V223H238V224H234V223H232V221L231 220H229L228 219V216H227V222L230 224V226H234V227H236V229L237 228H240V227H242V226H246L247 224H248V222L250 221V220H252V223L254 224L253 225V228L255 229V231L257 232V233H261V232H259V231H261L263 228H264V224H262L263 222H262V220L259 218V216H257L256 214H261L262 212H263V210L261 209V208H257L256 206H255V208L258 210V211H256V213H255V216H253V214L252 213H248V211L249 210H251V211H253V208L254 207H252V205H241ZM251 206V207H250ZM213 207V209H212V215L211 216H213L214 217V215H217L218 214V209H216V208H214V205L212 206ZM247 207V208H246ZM82 209V208H81ZM200 209V208H199ZM228 210H229V208L227 209V211L225 212V214L227 215V212H228ZM90 211V210H89ZM143 211V212H144ZM97 212V211H96ZM146 212V211H145ZM192 212V211H191ZM224 212V211H223ZM90 213V212H89ZM151 213V212H150ZM175 213H177V212H175ZM222 213V211H221V209H220V214L219 215H222L221 214ZM171 213H169L168 215H166L165 216V218H164V224H165V226H166V228H170V229H173V227H174V229H176V230H179V229H182V228H185V226H188V224L192 221V219L188 216V215H183V214H180V213H178V214H180L181 216H183L184 217V219H185V223L184 224H182V225H180V226H171L170 224H167L166 223V218L170 215ZM76 215V214H75ZM91 215V214H90ZM94 215V214H93ZM99 215H100V213H99ZM23 216H26V215H23ZM71 216H73V215H71ZM117 216H120V217H122V216H125V214L124 213H122V214H119V215H117ZM141 216V215H140ZM149 216V215H148ZM152 216V215H151ZM68 217V218H67ZM92 216H89V218H91ZM216 217V216H215ZM225 217V216H224ZM153 219H155L154 217H152ZM152 218H150V219H152ZM217 219V218H216ZM215 219V220H216ZM249 219V220H248ZM68 220H69V222H68ZM67 220V225L66 226H71V225H73V223H72V221H71V219H68ZM246 220H247V222H246ZM220 221H222V220H220ZM224 222V221H223ZM36 223V222H35ZM14 224H18V223H14ZM240 224V225H239ZM224 225H225V228H227V224L224 222ZM95 226V225H94ZM109 228H110V226L109 225H107ZM152 226V225H151ZM164 226V225H163ZM181 226H183V227H181ZM29 226H28V224H25V226H20V224L19 225H16V228H20L19 229V231H18V233L21 235L22 234V237H24V238H26V236H29L30 234L27 232V230H29V228H28ZM176 227V228H175ZM177 227H180V228H177ZM206 227H209V228H207L206 230H204ZM219 227V222H218V226H217V222L215 223V221L214 222H209V223H205V225H203L202 226V228H200L201 229V231H207V230H210V229H216V230H214V231H218L219 232V235L221 234V233H227V231L225 232V230L224 229H220V228H218ZM129 228V227H128ZM147 229V228H146ZM261 229V230H260ZM45 230V229H44ZM152 230V229H151ZM150 230V231H151ZM245 230H247V228L245 229ZM124 231H126V230H121V231H111V232H113V235H114V240H113V242H112V244L109 246V247H107V248H105V249H96V251L94 252V254L96 253V254H102L104 257H102L103 259H104V261L107 263L108 261L110 262V260H113L112 258L114 257L113 256V253H116V254H118V252L120 251V250H126V249H135V248H137V246L135 245V242H134V239H133V236H129V233H128V231L127 232H124ZM132 231V230H131ZM263 231V230H262ZM101 232V231H100ZM124 232V233H123ZM221 232V233H220ZM250 232V231H249ZM248 233V232H247ZM252 233V232H251ZM254 233V232H253ZM43 234V233H42ZM96 234V233H95ZM126 234V235H125ZM231 234V233H230ZM224 235V234H223ZM222 235V236H223ZM232 235V234H231ZM230 235V236H231ZM246 235V234H245ZM248 235V234H247ZM47 236V235H46ZM46 236H44V235H42V236H40V237H46ZM225 236V235H224ZM248 236H250V239H251V237L252 236H254L255 237V233H254V235H252L251 236V234H249ZM39 237V238H40ZM50 237V235H48L45 239H48ZM111 237V236H110ZM130 237L132 238V240L130 239ZM240 237V236H239ZM244 237V236H243ZM94 238H95V235H94ZM233 237H231V239H232ZM44 239V240H45ZM243 239V238H242ZM111 240H112V237H111ZM182 240V239H181ZM241 240V239H240ZM252 240V239H251ZM254 240H255V238H254ZM29 242H31L32 243V239L30 240H28ZM158 241V240H157ZM225 242V241H224ZM250 242H252V241H250ZM80 243H82V247L83 248H86V247H88V245H87V242H86V239H85V237H83L82 239H80ZM201 243V242H200ZM203 243V242H202ZM205 243V242H204ZM208 243V242H207ZM205 244V245H208V244ZM23 244V243H22ZM204 245V244H203ZM30 246V245H29ZM157 246V245H156ZM227 246V245H226ZM22 247V248H21ZM101 247H103V246H101ZM180 247L182 248V244L180 243ZM258 247H262V248H264V244L263 245H260L259 244V246ZM257 247V248H258ZM19 248H21V249H23L22 250V252L21 253H25V256H26V260H22V262H25V261H27V260H30L31 258H30V255L31 254H33V252L34 251H32V248H30V249H28V248H24L23 246H20ZM198 248H200V246H195V249H194V251L196 252V251H199L198 250ZM240 248V247H239ZM242 248V247H241ZM240 248V250L238 251V252H236V253H232V252H228V251H223V257H217V258H215L214 259V261H217V260H227V259H229V258H232V257H235L236 255H238L240 252H242V251H245V250H247L246 248H244V249H241ZM58 249H59V247H58ZM138 249V248H137ZM140 249V248H139ZM224 249V248H223ZM250 249V248H249ZM25 250H28V251H26V252H24ZM31 250V251H30ZM142 250L144 251V248L142 247ZM228 250V249H227ZM99 251V252H98ZM19 253V252H18ZM36 253H38V252H35V254ZM197 253V252H196ZM200 253V252H199ZM199 253H197V254H199ZM1 254V253H0ZM146 255V254H145ZM90 259H91V262H93V260L95 259V255L93 256L92 254H91V252H90ZM107 256H108V258H109V260H108V258H107ZM125 256V255H124ZM123 256V257H124ZM34 257V256H33ZM122 257V258H123ZM30 258V259H29ZM38 258V257H37ZM16 259V258H15ZM18 259V258H17ZM184 259V258H183ZM43 260H44V258H43ZM46 260V259H45ZM122 260V259H121ZM157 260V259H156ZM180 260H182L181 258H180ZM41 261V260H40ZM175 260H173V262H174ZM6 262H7V260L3 257V256H0V263H5L6 264ZM9 262V261H8ZM38 262V261H37ZM58 262V264H59V261H57ZM57 262H55L54 264H57ZM184 262H187V261H185L184 260ZM213 262V261H212ZM18 263V262H17ZM177 263H178V260H177ZM195 263V262H194ZM207 263H210V262H207ZM66 264V263H65ZM70 264V263H69ZM94 264H104L101 260H98V261H96ZM150 264V263H149ZM153 264V263H152ZM173 264V263H172ZM179 264H180V262H179ZM182 264V263H181ZM191 264V263H190ZM206 264V263H205ZM245 264H264V252H260V253H257V254H253V255H251V256H249L246 260H245Z\"/></svg>", "mask_w": 264, "mask_h": 264}, {"label": "water", "instance_id": "water-1", "mask_svg": "<svg viewBox=\"0 0 264 264\" xmlns=\"http://www.w3.org/2000/svg\"><path fill=\"white\" fill-rule=\"evenodd\" d=\"M110 0H0V23L20 21L27 26H32L36 19L42 16H50L70 9L80 2L98 3ZM259 17L254 15L250 25L257 23ZM211 35L210 31H196L191 29H178L172 34V41L178 52L187 60L194 62L197 59L195 48L204 39ZM118 68L130 79L144 76L149 69V60L142 46L132 41L120 48L118 58ZM81 68L78 65L68 62L57 74L60 82L67 83L80 78ZM255 73L264 75V56L260 59ZM8 123L22 135H36L46 128V122L26 108H20L16 113L8 117ZM82 130L96 135L102 132L101 126L94 122H84ZM119 134L126 135L128 130L122 129ZM181 131H173V137H180ZM234 137L231 133L218 135L208 133L203 138V143L213 150H227L231 148ZM198 187L204 190L212 189V184L207 180H198ZM13 213L16 215H26L32 218L37 224L45 227H53L60 221L61 206L55 197L48 192H36L31 195H16L0 187V214ZM228 218L233 223H240L245 216V208L238 204H231L227 212ZM166 223L171 226H180L185 223V219L178 213H171L166 218ZM95 241L101 245H108L111 237L106 232L95 234ZM260 252L264 248L255 247L240 252L235 257L227 260H217L206 264H245V260ZM119 264H143L136 253L126 254Z\"/></svg>", "mask_w": 264, "mask_h": 264}]
</instances>
